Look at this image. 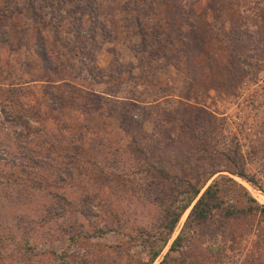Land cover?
<instances>
[{"label":"rangeland","instance_id":"obj_1","mask_svg":"<svg viewBox=\"0 0 264 264\" xmlns=\"http://www.w3.org/2000/svg\"><path fill=\"white\" fill-rule=\"evenodd\" d=\"M214 172L223 209L168 235ZM163 240L153 264H264V0H0V264Z\"/></svg>","mask_w":264,"mask_h":264},{"label":"trees","instance_id":"obj_2","mask_svg":"<svg viewBox=\"0 0 264 264\" xmlns=\"http://www.w3.org/2000/svg\"><path fill=\"white\" fill-rule=\"evenodd\" d=\"M216 172L212 173L207 181L202 180L200 175L196 173L193 176V183L188 182L189 189L184 192H180L182 195L178 200V203H174L170 208L167 209L168 220L167 234L171 235L177 227L183 214L191 208V212L187 223L190 222H202L208 221L215 216L216 212L223 209V201L221 199V192L223 186H220V178L215 179L214 182L209 185L206 190L203 191L207 182L212 178ZM178 195V196H179ZM232 217L238 216L239 214L245 213L244 209H227ZM252 210V209H251ZM186 236V231H182L180 235L174 240L169 252L175 250H182L184 248L183 239ZM168 241L163 240L162 245L151 242L148 246V260L145 264H153L155 260L161 255ZM169 252L167 256L169 255Z\"/></svg>","mask_w":264,"mask_h":264}]
</instances>
